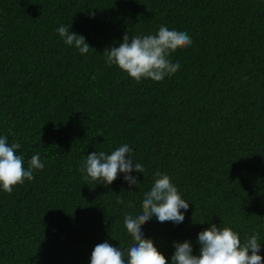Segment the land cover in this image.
Returning a JSON list of instances; mask_svg holds the SVG:
<instances>
[{
    "label": "trees",
    "instance_id": "1",
    "mask_svg": "<svg viewBox=\"0 0 264 264\" xmlns=\"http://www.w3.org/2000/svg\"><path fill=\"white\" fill-rule=\"evenodd\" d=\"M86 55L55 31L71 24ZM183 28L181 68L137 82L105 63L125 34ZM0 134L19 142L35 179L0 191V264H89L95 245L126 246V213L141 209L157 169L189 201L179 225L154 218L145 234L169 258L172 242L209 223L241 241L254 231L264 256V0H0ZM123 143L144 166L129 188L82 178L93 151Z\"/></svg>",
    "mask_w": 264,
    "mask_h": 264
},
{
    "label": "clouds",
    "instance_id": "2",
    "mask_svg": "<svg viewBox=\"0 0 264 264\" xmlns=\"http://www.w3.org/2000/svg\"><path fill=\"white\" fill-rule=\"evenodd\" d=\"M72 29L71 24H61L55 31L64 44L76 49L82 56L89 52L85 36ZM193 41L186 29L161 25L154 34H125L118 46L106 48L105 63L117 66L137 82L144 79L161 81L181 68L180 60H173L171 53L178 46L191 47ZM19 142L9 143L8 136L0 134V191L11 193L13 187L25 180L35 179L34 172L45 167L40 154H34L24 166ZM133 148L123 143L110 153L93 151L82 159L79 171L85 181H100L108 187L122 174L129 188L139 183L134 172L143 173L144 166L133 158ZM151 187L143 195L141 209L126 213L124 227L129 237L126 246H113L107 240L94 246L89 264H264L261 255L260 235L254 231L241 241L240 234L231 227L209 223L197 234L198 254L194 253L189 239L173 241L169 258L159 249L153 238L146 236L143 224L153 218L160 222L183 223L189 201L183 198L171 177L156 170Z\"/></svg>",
    "mask_w": 264,
    "mask_h": 264
}]
</instances>
